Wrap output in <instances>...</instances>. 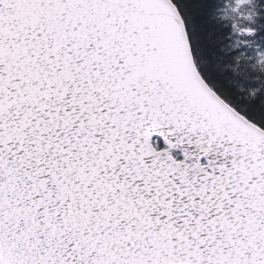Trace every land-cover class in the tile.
Instances as JSON below:
<instances>
[{"label": "snow or ice", "instance_id": "snow-or-ice-1", "mask_svg": "<svg viewBox=\"0 0 264 264\" xmlns=\"http://www.w3.org/2000/svg\"><path fill=\"white\" fill-rule=\"evenodd\" d=\"M0 264H264V0H0Z\"/></svg>", "mask_w": 264, "mask_h": 264}]
</instances>
